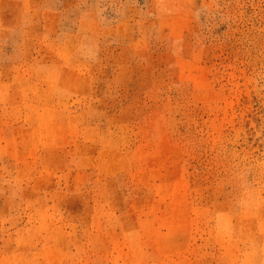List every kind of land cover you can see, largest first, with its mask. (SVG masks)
<instances>
[{
    "label": "rangeland",
    "instance_id": "obj_1",
    "mask_svg": "<svg viewBox=\"0 0 264 264\" xmlns=\"http://www.w3.org/2000/svg\"><path fill=\"white\" fill-rule=\"evenodd\" d=\"M0 264H264V0H0Z\"/></svg>",
    "mask_w": 264,
    "mask_h": 264
}]
</instances>
